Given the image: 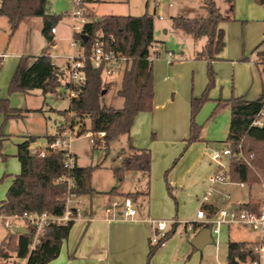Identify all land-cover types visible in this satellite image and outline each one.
Masks as SVG:
<instances>
[{"label": "trees", "instance_id": "obj_1", "mask_svg": "<svg viewBox=\"0 0 264 264\" xmlns=\"http://www.w3.org/2000/svg\"><path fill=\"white\" fill-rule=\"evenodd\" d=\"M83 3H94L100 0H82ZM264 6V0H255ZM49 0H0V16L7 19L12 35L20 23L31 17L42 18V35L48 44H52L50 29L58 20V16L48 12ZM202 8L205 15L202 18H188L175 16L171 18V26L189 34L194 39L205 37L206 42L196 58L206 60L207 85L198 98L192 97L190 101V128L187 144L200 140L201 126L195 121L196 115L202 105L208 100V94L215 83V72L212 60L216 58L223 45V30L218 28L219 23L232 20L233 6L227 16L218 10L214 0H203ZM89 18V15H85ZM153 14L144 13L140 16L131 15H102L95 20L84 21L79 32L73 33V39L79 42L83 51V72L85 81L80 87H75L69 81L65 85L69 89L77 90L76 97H71L67 109L58 111L69 122V128H76L74 122L79 118L88 117L90 127L86 129L83 123L78 125L75 136L90 132L94 136L105 132L103 138L105 150L109 143L121 135H128L136 115L140 112L152 110L153 74L152 61L149 60L150 46L155 42L153 37ZM97 39H101L105 50L118 53L125 57L124 68L119 88L116 95L123 100L120 108H113L102 104V91L113 83L104 82L102 68L94 67L90 60L92 47ZM46 47L35 56L22 55L9 81L8 92L19 91L29 93L39 89L43 94L55 93L61 85V78L67 73L52 62ZM264 56V51L261 53ZM245 59V58H243ZM2 57L0 56V65ZM264 71V62H263ZM225 103L229 104L231 120L226 145L232 154L240 149L248 159L247 164L243 159L232 156L229 160L227 173L233 183H243L251 186L259 182L258 175L264 176V126H254L252 121L260 111H264V88L262 94L255 100L248 101L242 97L231 98ZM0 114L4 119L22 118L21 109L12 108L7 98H0ZM71 114V116H70ZM62 128V126H60ZM56 135L46 137L51 143ZM37 137L27 136L17 144L16 158L20 163V171L12 179L6 197L0 201V216L22 214L24 212H50L61 214L64 210L66 188H59L54 183L55 179L69 174L74 183L73 191L81 196L94 194L91 185L92 172L97 166L79 167L76 165L71 171L63 166V151H51L40 157L29 151L31 143ZM1 141V140H0ZM95 147V146H94ZM0 156L5 158L0 153ZM123 159L120 166L113 168V174L118 183L124 179L129 170L150 173L151 154L148 149H136L127 156L122 151ZM117 187L109 193L115 192ZM241 207L258 211L259 206L252 201ZM206 214L211 216L216 209L212 205L203 206ZM3 220V219H2ZM72 223L67 226L50 225L39 236L38 242L30 250L35 229L26 225V234L8 232L0 242V264H7L12 253L15 257L26 258L27 264H46L54 259L60 250V245L68 235ZM198 223H192V228L197 229ZM172 234L168 231L156 244L149 241L148 259L152 258L158 248ZM252 242L229 241L227 244V263L240 264L247 257L254 258Z\"/></svg>", "mask_w": 264, "mask_h": 264}, {"label": "crops", "instance_id": "obj_2", "mask_svg": "<svg viewBox=\"0 0 264 264\" xmlns=\"http://www.w3.org/2000/svg\"><path fill=\"white\" fill-rule=\"evenodd\" d=\"M126 1L129 9L131 6L133 7L129 0ZM170 1L174 3L173 6H171L172 4L164 5L161 0L158 3V11L157 6L154 5L150 12L147 10L148 1L145 2V13L160 14L162 17L165 13L168 15L170 27L163 26V32L168 35L174 30L173 34H177L175 38L177 49L170 51L167 50V47L165 50L160 48L159 41L156 39V17H154L153 37L155 42L152 51L155 57L152 60V110L136 115L130 133L125 135L129 152L122 149L120 153L121 164L124 157L122 151L127 156L136 149H148L151 154L150 173L147 175L137 170L127 171L125 175L131 174L135 183L132 190L128 192H125L121 186L123 181L121 183L117 181L118 185L112 187H117L113 193H109L112 188L98 190L92 186L95 193L82 196L80 215L72 223L67 237L63 239L58 255L46 264H206L202 251L208 245L218 243L223 228L229 233L231 227L234 226H222L218 236L211 233L212 243L197 248L193 245L192 240L204 226L200 225L197 229L190 227L178 229L176 220L164 219L174 222L169 227L172 234L158 248L154 256L148 259L149 241L156 232L153 220L162 219L160 218L162 214H159L151 198V193H153L151 191V171L165 169L169 165L170 159L176 156L178 157L174 159L170 169L177 168L178 164L186 158L190 163L187 169H201L203 155H207L206 163L210 169H213L207 178L206 186L209 189L211 186L209 177L228 162L224 158L219 161L211 159L213 151L227 146L225 141L229 133L231 111L229 104L225 102L233 97H242L248 101L255 100L262 94L264 88V56L261 54L264 51V6L256 3L255 0H214L218 10L224 16H227L229 9L233 6L231 14L233 19L223 21L218 25V28L223 30V45L216 58L211 62L215 72V83L209 91L207 102L202 105L196 115V121L201 126L200 140L187 144L186 139L189 136L190 128V99L200 97L208 82L206 76L208 62L199 60L195 56L204 46L206 38L194 39L189 34L172 28L171 18L181 16L198 19L204 17L205 11L202 8L203 0ZM155 2L156 0H154ZM134 11L129 10L128 13L131 16L142 15V12ZM3 18L5 17L0 16V22H3ZM177 32L185 34L195 43L181 37ZM55 33H57L56 29L52 33L54 46L56 44ZM187 44L191 47L187 48ZM161 52H166V54L161 56ZM47 53L52 59L51 52L47 50ZM0 56L2 57L1 70L6 54L2 53ZM52 62L57 65L54 61ZM153 62L156 63V66ZM112 81L114 80L108 82ZM120 82L121 78L119 86ZM122 103L123 100L121 106ZM94 137L101 138L98 135ZM46 143L47 140L44 145H41L37 138L33 145L43 148ZM74 156L77 163V156L75 154ZM155 157L159 159L157 163ZM228 165L229 163L227 170ZM175 183L172 181L170 186L175 187ZM228 184L239 186V183L233 182L214 184V191L210 198L202 202V197L207 192L205 191L198 199L201 203L200 207L212 205L216 210L221 207H239L251 200L232 201L231 195L224 193L226 190L224 186ZM215 185L219 186L215 188ZM245 186L246 184L239 188ZM127 196L132 197L137 210L133 219L125 218L123 215V199ZM140 198L147 200V208H143L141 204L138 205ZM113 202L117 204L113 206ZM0 218L2 219V216ZM236 227L241 228L240 226ZM229 241L247 242L228 240L227 244ZM215 246L217 255V244ZM214 257L217 259V256Z\"/></svg>", "mask_w": 264, "mask_h": 264}, {"label": "rangeland", "instance_id": "obj_3", "mask_svg": "<svg viewBox=\"0 0 264 264\" xmlns=\"http://www.w3.org/2000/svg\"><path fill=\"white\" fill-rule=\"evenodd\" d=\"M129 1L133 5L130 9L126 0L84 2L81 8L84 16H75L74 11L78 7L75 5L74 0H49L48 12L59 17L54 24V28L57 30V33H55V46L51 43L48 44L42 35L41 29L43 23L40 17H31L23 20L12 35H10V26L6 18H3V22H0V55L2 53L6 54L0 70V98H7L10 106L21 109L24 115L22 118L5 120L3 115L0 114V153L5 156V158L0 156V201L6 197L12 176L19 173V163L15 156L17 144L30 135L36 136L39 143L44 145L47 136L69 131L74 132L70 143V150L77 156L78 166L99 165L92 172V186L98 190H109L114 185H118L117 180L113 176V168L120 165L121 150L124 149L129 152L127 138L125 135L119 136L111 141L108 149L105 150L103 139L94 137L90 132L81 136H75V131H77L80 123H83L86 129H89L90 120L87 116L79 118L74 122L76 128L71 130L69 128L70 120L66 121L58 112L68 108L71 98L69 96L70 90L65 85L68 81L67 73L61 78V85L55 93L43 94L39 89H34L27 94L19 91L9 93L8 85L18 64L19 57L22 55H38L46 47L51 52L52 61L62 69H65L68 57L72 54L78 55L82 53L79 42L76 40L74 46H72V42L74 41L73 33L80 31L84 20H95L102 15H130L128 13L129 10L132 12L138 10L143 14L146 10L145 2L148 1L147 10L150 12L153 6L157 5L161 0H156L155 3L154 0ZM162 3L164 5H174L170 0H162ZM134 7H137V9H134ZM158 7L156 8L157 11ZM85 15H89V18ZM169 24L170 18L166 13L163 15L162 20L156 18V39L163 50L167 47V50L175 51L177 49V45L175 44L177 34H173L174 30L168 35H165L163 32V26L167 27ZM177 33L181 37H185V39L191 41V43H195L191 38L185 36V34L181 32ZM187 46V48L191 47L189 44ZM165 54L166 52H161V56ZM154 66H156V63H154ZM121 74L122 71L112 75L102 74L104 82L114 80L112 81L113 84L106 89V93L102 95V104L113 108L121 107L122 100L115 92L119 87L118 83ZM117 85L118 87H116ZM184 149L182 148V151ZM206 157L207 155H203V161L200 164L201 169H187L190 166V163L187 162L188 158L178 164L177 168L170 169L175 159L172 158L165 169H154L151 171V191L153 192L151 193V198L153 203L156 205L159 214H162L160 218L176 220L178 222V229L189 228L192 225L191 222L194 221L196 212L201 205L198 199L201 198L205 191H208V187L206 186L208 184L207 178L213 169H210L207 165ZM155 161L157 163L159 159L155 157ZM130 175H125L121 184L125 192L132 190L135 185ZM258 179L259 182L250 187L246 185L244 188H239L236 184L225 185L224 188L226 190L224 193H229L232 201L241 202L251 199L250 201L260 207L264 203V176L260 174L258 175ZM172 181L176 182L173 188L170 186ZM217 186L219 185H215L214 187L216 188ZM146 201L144 198H140L138 205L140 206L141 204L143 208H147ZM8 232H10L9 229L5 227L4 221L0 218V241ZM258 236L257 230L251 228L241 227L238 229L236 226H232L229 233L223 228L218 243L215 242L208 245L202 251L205 263L226 264L228 240L257 242ZM215 244L218 247L217 255ZM10 255L11 259H8L7 264H13L14 257L12 253ZM214 256H217V259Z\"/></svg>", "mask_w": 264, "mask_h": 264}, {"label": "built area", "instance_id": "obj_4", "mask_svg": "<svg viewBox=\"0 0 264 264\" xmlns=\"http://www.w3.org/2000/svg\"><path fill=\"white\" fill-rule=\"evenodd\" d=\"M75 5L78 7L74 11L75 16H84L81 8L83 5L82 0H74ZM157 4L156 6H158ZM153 17L162 18L160 14H153ZM85 21V20H84ZM83 21V22H84ZM51 33L55 32V28L50 29ZM74 40V39H73ZM76 41L72 42L74 46ZM154 45L150 46L149 60L152 61L155 57L153 50ZM83 51L81 54H72L67 58V65L65 69L67 70L68 81L75 87H80L85 81V74L83 72ZM90 60L94 67H101L102 74L112 75L124 68L125 57L120 56L118 53H114L109 50H105L103 47V42L101 39H97L92 47ZM69 96L76 97L77 90L69 89ZM252 125L263 127L264 126V111H260L257 117L252 121ZM74 132H63L56 135L51 143H46L43 148H37L33 143L29 146V151L33 154H37L40 157H44L48 154L47 149L51 151H63V166L67 171H71L77 165L76 158L70 150V143L72 141ZM99 137L104 138L105 132H99L97 134ZM232 156L236 158L243 159L247 164H249V157L243 155L240 146L239 151L232 154L228 146L215 150L211 154V159L213 161H219L221 159L227 160V164ZM227 164L223 165L221 169L209 177L210 188L206 194L202 197V202L208 199L213 191V185L216 183H230V178L227 174ZM55 184H62L63 188H66L65 199H64V210L61 214H52L50 212H24L22 214L6 215L2 217L4 225L9 229L10 232L13 226H24L30 225L35 229V234L33 240L30 244V250L33 249L35 244L38 242V238L45 231V227L50 225L56 226H67L73 223L81 212L82 196L76 194L74 189V183L72 177L67 175H62L55 179ZM239 186L243 187V183H239ZM117 203L113 202V206ZM137 214V210L134 206L132 197H124L123 199V215L125 218L133 219ZM21 223V224H19ZM155 225V233L151 237L150 242L156 244L160 239H162L165 234L169 231L170 224L173 225L174 222L171 220L156 219L153 220ZM192 223H198L204 227H208L211 230L212 235L218 236L222 226H240L245 228H251L257 230L259 234V239L254 242L252 246V252L254 258L247 257L244 262L240 264H264V203L259 207L258 211H252L244 207H221L218 208L211 216H208L205 210L200 207L195 215L194 221ZM192 228V225L190 226ZM13 264H27L26 258H18L14 256ZM225 264V263H220ZM228 264V263H226Z\"/></svg>", "mask_w": 264, "mask_h": 264}, {"label": "water", "instance_id": "obj_5", "mask_svg": "<svg viewBox=\"0 0 264 264\" xmlns=\"http://www.w3.org/2000/svg\"><path fill=\"white\" fill-rule=\"evenodd\" d=\"M103 93H105V90L102 91V94ZM57 186L59 188L63 187L62 184H58ZM11 231L12 233H15V234H26L27 233V230L24 226H13L11 228ZM212 242H213V238L211 235V230L208 227H203L202 229H200V231L197 233V235L192 240L193 245L196 246L197 248H202V246H204L205 244L212 243Z\"/></svg>", "mask_w": 264, "mask_h": 264}]
</instances>
